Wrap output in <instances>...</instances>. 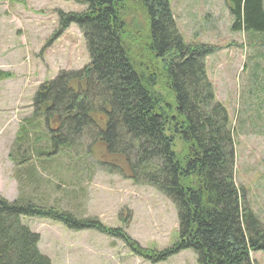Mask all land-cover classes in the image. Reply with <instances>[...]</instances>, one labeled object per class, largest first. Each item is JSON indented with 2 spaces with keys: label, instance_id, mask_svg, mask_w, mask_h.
<instances>
[{
  "label": "trees",
  "instance_id": "1",
  "mask_svg": "<svg viewBox=\"0 0 264 264\" xmlns=\"http://www.w3.org/2000/svg\"><path fill=\"white\" fill-rule=\"evenodd\" d=\"M226 1L234 18L231 29L264 34V0ZM80 3L82 12H58L52 39L75 24L88 65L58 72L32 99V117H42L47 141L55 151L74 145L84 146V152L97 149L106 172L127 174L172 202L178 239L157 252L156 261L190 249L198 264H253L251 251L264 249V224L234 182V135L204 65L211 48L183 42L169 0ZM130 8L144 17L146 37L128 32ZM7 76L0 70V79ZM33 216L130 241L124 233L70 213L0 196V264H50L37 248V234L21 221ZM134 245L131 249L140 254Z\"/></svg>",
  "mask_w": 264,
  "mask_h": 264
},
{
  "label": "rangeland",
  "instance_id": "2",
  "mask_svg": "<svg viewBox=\"0 0 264 264\" xmlns=\"http://www.w3.org/2000/svg\"><path fill=\"white\" fill-rule=\"evenodd\" d=\"M169 5L183 42L211 48L204 65L234 135V182L264 224V34L231 29L226 0H169ZM84 9L80 0H0V69L8 71L0 79V196L70 213L130 239L124 243L93 228L72 230L50 218L23 217L50 264H198L190 249L155 260L178 239L176 208L167 197L127 174L106 172L97 149L53 150L42 117H32V97L41 83L88 65L75 24L52 39L59 11ZM125 21L131 37H146L138 8H130ZM135 243L138 255L131 249ZM250 258L264 264V249L251 251Z\"/></svg>",
  "mask_w": 264,
  "mask_h": 264
}]
</instances>
